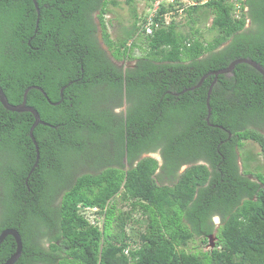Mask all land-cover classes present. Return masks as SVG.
Listing matches in <instances>:
<instances>
[{
    "label": "trees",
    "instance_id": "16d2710c",
    "mask_svg": "<svg viewBox=\"0 0 264 264\" xmlns=\"http://www.w3.org/2000/svg\"><path fill=\"white\" fill-rule=\"evenodd\" d=\"M37 2L40 13L34 0H0V85L12 104L42 87L27 102L51 124L34 130L31 172L35 117L0 101V233L22 235L15 264H264V172L239 161L246 140L264 156V75L248 63L219 74L209 122L215 75L191 89L238 57L264 66V0H245L239 16L232 0L190 5L188 29L164 19L179 2H163L152 33L125 0L134 20L118 40L106 17L117 0ZM81 205L98 207L102 226ZM215 232L212 248L188 250ZM15 250L9 235L0 264Z\"/></svg>",
    "mask_w": 264,
    "mask_h": 264
},
{
    "label": "rangeland",
    "instance_id": "374dc122",
    "mask_svg": "<svg viewBox=\"0 0 264 264\" xmlns=\"http://www.w3.org/2000/svg\"><path fill=\"white\" fill-rule=\"evenodd\" d=\"M117 1H118V4H113V3L110 4L111 10L107 13L106 17L110 20L112 19V22L110 23V26H109L110 33L114 39L118 40L120 37H123L125 30H127L129 26L131 25V23L133 22L134 16L132 14L130 5H128L125 2V0H117ZM158 1H163V0H156L153 3H151L150 0H136L138 16L141 19L140 22L142 21V19H144V17H146L148 13H150L153 5L155 6ZM175 1H178L179 3L190 4V3H199L202 0H195V1L194 0H175ZM164 2H166V0ZM175 17L177 21L184 24L185 28L188 29L187 13H184L182 15H175ZM210 24H211V19H209L207 23H202V29L204 33L206 34V36H209L207 31H209L208 28ZM141 32L142 31H140L139 33ZM143 36H144L143 34H139L136 36V38H134L136 39V43L138 45H141V46L144 45ZM211 36L212 34H210L209 37ZM133 51L136 55L142 54V50L139 47H135ZM135 61L136 59L133 58L131 60L130 59L121 60L118 63L120 65H123L124 67H128L134 64ZM154 155H156L157 158H160V154L158 152L154 153ZM239 161H240V166L242 170H244L245 168H248V169H251V171L255 173L257 171L264 172V156L261 153L260 145L256 141H253V140L245 141L244 146L240 151ZM115 198L119 206L122 209L130 208V204L127 201L122 200L119 194L116 195ZM140 213H141L140 211L133 213V219H130L127 225L128 232H130L131 230L132 232L136 231L134 228H140L139 227ZM215 217L217 218V215ZM144 218H146V216H144ZM103 219H104V216L102 218L101 223L103 222ZM221 223H222V219L220 218L219 221H216V226H217L216 228H218ZM215 236H216V232L212 235L211 238L209 237L210 239L208 242L205 241L202 237H198V236L193 237V240L190 241V244L188 246V250L196 251V250H208L212 248L215 245V242H214L216 239ZM133 239L131 241L132 245H138L139 240L137 239V237L134 241Z\"/></svg>",
    "mask_w": 264,
    "mask_h": 264
},
{
    "label": "water",
    "instance_id": "95a60500",
    "mask_svg": "<svg viewBox=\"0 0 264 264\" xmlns=\"http://www.w3.org/2000/svg\"><path fill=\"white\" fill-rule=\"evenodd\" d=\"M34 3H35V6L37 8L38 13H40V7H39V4H38L37 0H34ZM37 24H39V18H38ZM239 63H248V64L252 65L254 68H256L259 72H261L264 75V66L260 62L254 60L252 58H249V57H238V58L234 59L228 66H226L224 68H221V69H218V70H214V71L206 73L201 78V80L199 81V83L197 85L191 87V89L199 87V86H201L203 84V82H204V80L206 79L207 76L212 75V74L215 75V79H214V81L212 82V84L209 87L208 97H207L208 115H207L206 119H207L208 122L210 121V116H211L210 95H211V92L213 90V86H214L215 82L217 81L218 75L219 74L232 73L233 70L235 69L236 65L239 64ZM34 87L40 89L46 95V92L44 91V89L42 87L33 85V86H30V87H28L26 89V91L24 93V96H23V101L20 104H12V103L9 102V100H8L4 90H3V88L0 85V101L4 105L5 108H7L8 110L17 111V112L28 111V112H31L34 115V117H35V121H34L32 127L30 129V136H31V138L34 141V144L36 146L37 160L35 162L34 167L31 170V172H33L34 168L38 165V161H39V158H40V149H39L38 142H37V140H36V138L34 136V130L39 124L51 125L50 123L44 121L41 118V115H40L39 111L36 108H34L33 106L29 105L28 102H27L28 92H29V90L31 88H34ZM65 87L66 86H64L61 89V95H63V90L65 89ZM230 135H231V132H230ZM152 155H154V154H152ZM144 156H147V155H144ZM154 156L157 157L156 155H154ZM188 166L189 165H185L182 170L186 169ZM31 172H30V174H31ZM27 180H28V178H27ZM9 235L13 236L15 241H16V250L5 261L4 264H15L19 260V258L21 257V255L23 253V239H22V235H21V233L19 232L18 229L14 228V227H9V228L4 229L0 233V245L3 243L5 238L7 236H9ZM212 235H210L209 237L211 238ZM213 245H214V243H213Z\"/></svg>",
    "mask_w": 264,
    "mask_h": 264
},
{
    "label": "built area",
    "instance_id": "2783aa9c",
    "mask_svg": "<svg viewBox=\"0 0 264 264\" xmlns=\"http://www.w3.org/2000/svg\"><path fill=\"white\" fill-rule=\"evenodd\" d=\"M156 1V0H155ZM165 0L163 1H158L156 3V5L152 7L150 13H148L146 15L145 18H147V21L145 23V28H146V31L147 33H152L153 32V27L154 26H159V21L156 20V13L158 11V8L160 7V4L163 3ZM209 0H202L200 3H205ZM234 3H235V7H236V15L239 16L240 13L242 12V7L244 6V10L247 9V7L245 6V0H232ZM176 1L175 0H166V3H175ZM190 4H195V3H190ZM190 4H181V3H178V4H175L173 9H169V11L165 12L164 13V19L169 22L171 20V17L172 16H175V15H182L185 13L186 11V8H188V6ZM81 208H83V213H89L91 210H95L96 208H90V207H84V206H80Z\"/></svg>",
    "mask_w": 264,
    "mask_h": 264
},
{
    "label": "clouds",
    "instance_id": "9594fccd",
    "mask_svg": "<svg viewBox=\"0 0 264 264\" xmlns=\"http://www.w3.org/2000/svg\"><path fill=\"white\" fill-rule=\"evenodd\" d=\"M181 4H183V3H181ZM84 207L96 208L95 210H91L89 213L86 214V213H83V208L80 207V209L82 210V213L86 216V218H88V220L92 224H98V225L102 226L103 222L101 223V221H102V218H103L104 215L100 213V211H99L100 209L98 207H91V206H84ZM216 219H219V216L218 215H217V218Z\"/></svg>",
    "mask_w": 264,
    "mask_h": 264
},
{
    "label": "flooded vegetation",
    "instance_id": "af4514ba",
    "mask_svg": "<svg viewBox=\"0 0 264 264\" xmlns=\"http://www.w3.org/2000/svg\"><path fill=\"white\" fill-rule=\"evenodd\" d=\"M154 153H157V152H150V153H147V155H152V154H154ZM160 154V153H159ZM145 155V154H144ZM155 157V156H154ZM157 158V157H156ZM159 159V161H160V163L162 164L163 163V159H162V157H161V154H160V158H158ZM161 159V160H160ZM125 162H127V158L125 157ZM180 171H183L182 170V168L180 169ZM221 217L219 216V219H220ZM219 219H216L215 218V220H214V223H215V227H217L216 226V221H219ZM216 231V230H215Z\"/></svg>",
    "mask_w": 264,
    "mask_h": 264
},
{
    "label": "bare ground",
    "instance_id": "6f19581e",
    "mask_svg": "<svg viewBox=\"0 0 264 264\" xmlns=\"http://www.w3.org/2000/svg\"><path fill=\"white\" fill-rule=\"evenodd\" d=\"M195 1V0H194ZM176 4H178V3H176ZM187 4V3H186ZM189 7V6H188ZM158 17V16H157ZM163 17V16H162ZM161 21H162V19H161ZM169 23V22H168ZM146 29V28H145ZM146 31V30H145ZM144 32V31H143ZM144 34H146L145 32H144ZM148 35V34H147ZM152 156H154V155H152Z\"/></svg>",
    "mask_w": 264,
    "mask_h": 264
}]
</instances>
